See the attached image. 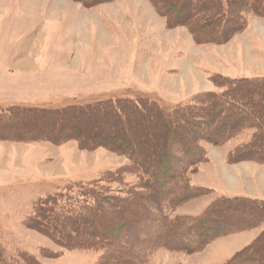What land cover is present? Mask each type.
<instances>
[{
    "label": "rangeland",
    "instance_id": "1",
    "mask_svg": "<svg viewBox=\"0 0 264 264\" xmlns=\"http://www.w3.org/2000/svg\"><path fill=\"white\" fill-rule=\"evenodd\" d=\"M208 1L212 8L203 13L213 16L219 4ZM245 1L227 0L226 15L220 10L213 27L202 25L193 35L189 21L167 20L159 9L162 0H0V264H96L100 251L91 248L98 241L94 235L116 219L127 222L139 204L147 206V195L152 198L147 214L167 221L171 227L159 226L169 232V243L183 241L182 248L168 249L157 239L133 240L134 215L129 226L124 224L127 234L108 245V253L122 248L121 255L134 254L141 264H227L258 240L261 256L248 263L260 259L257 263L264 264V237L259 240L264 215L251 228L247 223L241 230H224L202 245L195 220L205 214L208 227L219 210L224 220L218 226L227 229L259 216L249 200L238 199L264 201V160L230 157L239 144L252 141V131L264 133V123L256 120L254 127L240 129L233 127L235 115L219 122L221 130L210 129L205 125L210 115L201 106L188 130L177 115L179 107L199 106L201 95L225 90L232 79L264 83V10L255 16ZM202 2L206 0L177 4L202 11ZM244 3L242 11L238 7ZM237 95L248 109L240 114L252 117L251 110L258 107L253 104L261 100L252 104L253 95ZM132 100L152 111L146 114L148 121L136 114ZM150 100L174 116L178 130L168 131L162 123L163 133ZM94 102L102 107L90 110ZM78 105L89 113L75 112ZM180 127L190 138L180 137ZM160 139L165 146L169 142L170 160L155 170L164 186L152 193L142 181L153 180L134 164L128 145L138 144L145 156L154 157L162 150L155 147ZM133 153L138 156L139 150ZM187 188L196 193L178 202ZM57 193L63 194L58 205L45 209V198ZM87 193L97 203L104 196L127 198L115 202L106 218L84 210L83 202L93 201ZM222 198L237 200L209 213ZM68 206H78L76 212L86 217L61 225L54 215ZM57 227L67 244L55 238ZM206 227L203 232H210ZM150 228L159 229L148 227L149 235L155 233ZM184 228L188 231L176 237Z\"/></svg>",
    "mask_w": 264,
    "mask_h": 264
},
{
    "label": "trees",
    "instance_id": "2",
    "mask_svg": "<svg viewBox=\"0 0 264 264\" xmlns=\"http://www.w3.org/2000/svg\"><path fill=\"white\" fill-rule=\"evenodd\" d=\"M162 1L163 2H160V4H159V9L161 10L163 8L161 11L167 17V20L169 19L168 21H170V16H172L171 17L172 22L174 20L175 21L182 20L183 24L186 25L187 22L189 21L190 25H191L190 30L193 33V35H194V32L199 31V28L202 25L203 26L208 25L211 28V26L214 25V23H215V19H216L215 17L220 15L219 14L220 10H221L222 15L223 14L226 15V11L228 10L227 7L225 6V4L227 3V0H216V4H219L217 6H219L220 9H219V12L217 10H214V11H216V14L213 16H210L208 14L203 13V12H208V10H210L212 8V6L210 5L211 2L208 0H206V2L201 3V4L205 3V4H203L205 9H203L202 11H197L196 8H194V7L191 11L184 10L185 5H184V9H182V6L177 4L178 0H162ZM245 2H248L251 4V6H252L251 10L253 12V15L257 16V15H259V13H263L264 0H246ZM206 4H207V7H206ZM235 4H239V3L237 2ZM242 7L239 6L238 8H240V10L243 11L246 7V4L244 3L242 5ZM198 8H199V6H198ZM188 11L190 12L189 15H188ZM198 12H200V13L202 12L203 14H200ZM199 14H200V16H198ZM212 20H213V22H211ZM200 39H201V37H200ZM211 40H213V39H211ZM211 40L208 39V41H211ZM233 80L234 79L230 80L231 86H228L225 90H222L219 93L211 92V93H209L210 95L206 94V97H202V95H201V98H204V100H203V102H201L202 104H199V106H190L189 107V106H186V104H185L182 107H179V112H177V115H178V117L181 118L182 121H185V126L187 129H188V124L190 125L191 122L195 123V120H197V117H194V116L196 113H198L199 110L202 109L201 106H203L205 108L204 111H207L210 115V117L208 119L209 122H206V120H205L206 127L210 128V129L217 127L219 130H221L220 125H223V124H221L219 122L221 120H222V122L224 120H228V119L232 118V116H235V115H239V117L236 118V121L234 122L233 127H239L240 129H242V128L245 129L247 127H254L255 125H253L252 122H254L256 120H257V124H258V122L264 123V103H262V99L264 100V83H262V82L255 83L256 81L254 80V78L253 79H246V78L245 79H235L236 82H234ZM254 84H255V87H252V85H254ZM238 92L241 94V96L244 95L245 97H248V96L251 97L253 95V97L251 98L252 104H253L254 99H256L257 101L261 100V102H257L255 104H253L254 106H258V107L255 108L254 110H251V113H253L252 117L248 118L245 115L240 114V112H242V111L246 112V111H248V109L246 108L247 106H245L246 102H243V104H241L242 99L239 100V97L237 95ZM239 102H240V104H239ZM131 103H132V107L136 111V114L137 113L140 114V116L145 117L147 119L146 121H148L150 116L148 117L146 114L152 113V111H149L147 113L144 110V107L142 106L143 104H140L136 100H132ZM149 103L152 104V106L155 107V109H156V110H154L155 117L158 119V122L156 125H160L163 133L165 132V130L162 127L163 126L162 123L165 126H167L168 131H169V129H172V132L174 130H178L176 128V125H175L176 123L174 122L175 119H174V116H172V114H169L168 112L164 111L159 106V103L156 101L150 100ZM100 104H102V102H94L92 104H89L88 107L91 108L90 110H93V109L99 108L100 106L102 107V105H100ZM108 104L112 105L113 103H111V101H108ZM112 107L114 108V105H112ZM235 107H238V108H235ZM75 108H76L75 112H84L85 114L89 113V110H88V108L85 107V105H78ZM150 109H152V108H150ZM63 110L64 109H59V111H63ZM106 111H110L109 106H108L107 110H105L104 112H106ZM182 112L184 113V115ZM188 112H192V113L190 115L185 116V113H188ZM2 121L6 122L7 120L4 119V120H1V122ZM179 129L181 131L180 134H182L180 137H182L184 139L186 137L190 138L189 135H186V133H184L181 130V127ZM163 133H162V136L160 138L164 137V139H165V135ZM170 135H172V134H170ZM251 135H253L252 141L250 140V142L248 141V142L239 144L233 150V152H232L233 155L230 157V159L234 158V155H235L239 159H243V160L244 159H250V158H253V159L256 158L259 161L264 160V140L262 141V138L264 139V133L263 132H256L254 130V131H252ZM169 137L172 139L171 136H169ZM156 143H157V141H156ZM156 143L154 142V144H156ZM168 143L169 142H167V140H166L167 146H165V142H163V139L158 140L159 145L158 146L156 145L155 147L157 148V150H158V148H160L162 150L158 153L155 152L156 154L154 155V157L145 156L144 153L140 149H138V144L136 145L135 143H129V145H128V149H129L128 152L130 153V156L133 159L134 164L137 167H141L143 169V173H146V175L155 182H157L155 170H158L159 167H161V166L163 167L164 165H166V163H169L170 148L168 149V145H169ZM187 143H188V141H187ZM189 146H186L187 152L190 149ZM179 147L181 150L183 149L180 145H179ZM119 149L124 150V148H121V146H119ZM186 149H184L185 152H186ZM135 150L136 151L139 150L138 156L137 155L135 156V154L133 153V151H135ZM185 152H184V155H185ZM259 157H261V158H259ZM188 159L189 158H186L185 160L187 161ZM234 159H236V158H234ZM148 169L149 170L152 169L153 172L147 171ZM171 171L173 172V170H171ZM166 175H167V173H166ZM153 181L152 182L149 181L148 182L149 184H145V182H143V181H142V183L144 185H147L148 187H151V189L148 188L147 191H149V192L152 191V193H153V191L160 192L162 190L161 188L164 185L160 186L158 184V182L156 185L155 182H153ZM165 186H166V184H165ZM188 190H189V188L185 189V194ZM132 191L133 190H129V194H128V196L131 199L134 197V195L132 193H130ZM205 191L207 192L208 190H205ZM182 192H184L183 186H182V190L180 193H182ZM192 192L196 193L195 190H192V191L189 190L187 192V194L185 195V197L181 196V198L179 199L178 202H181V201L185 200L186 198H191L189 196H191ZM62 196H63V194L57 193V194L51 195V197L45 198V201H46L45 209L49 210V207L57 206L58 205V199L62 198ZM147 196L149 198V202H148L147 206H145L144 204H142V205L139 204L140 208L138 210L134 211V213L132 214V216L137 215L136 220L131 219L132 216H126L127 222H125L123 219H116V220L110 222L109 225H107V230H105L104 233H103V230L100 231L101 227H98L97 231L98 232L100 231L102 234H99L98 236L94 235L98 241L95 240L96 242L95 243L93 242V244H92L97 248H95L94 246H91V248L93 250L98 249L100 251V254L98 255L96 264H104V262L106 264H141L140 259L135 258L134 254H132L133 256H130V257L121 255L120 253H123L122 248L117 249L119 253L116 252L113 255L111 253H108V247L107 246L108 245L110 246L112 244H117L118 240L122 239L123 236L127 234V232L124 233L125 231H128V229L124 228V224L129 226V224H128L129 219H130V221L135 220L132 222L135 224V225H132L133 232H130L131 235L133 233V240L138 239V240H142L143 242L144 241L146 242V241H151V240L157 239L159 241V244H161L163 246L165 245L168 249H179L177 246L182 248V245H184L183 241L182 242L179 241L178 243L175 242L174 244L169 243V240H168V237H170L168 235L169 232L167 233L165 230L161 229V227L159 226L160 224H163L164 227H171V226H168L167 221L161 222V220H159V217L152 219L153 215L149 214V213L147 214V211H149V208L151 206L150 201L152 200V199L150 200L151 195H147ZM71 198H73V197L71 196ZM87 198L92 199L93 201H84L83 202L84 204L82 205V207L85 208L84 210L88 211L90 213V215H92V216H94V215L104 216L107 218L109 212L112 211V208H114V206H113L114 203L115 202L116 203L117 202H124L127 197L122 198V197H119L117 195H113V197L108 199L107 196H104V198L102 200H99V203H97L95 198L93 199L92 196L89 195V193H87ZM236 200L237 199L222 198L218 202H215V204H214L215 206L214 207L212 206V208H210L209 213L213 209H220V206H222L223 204L228 205V204H231V202L232 203L235 202ZM238 200H243V201L249 200L250 204H247V205L252 206L255 210H257V214H259V216H256V218L254 217V219H256V220H253V219L243 220L241 222H238L234 226L228 227L227 229H223L222 227L218 226L219 219L220 218L223 219L219 210H218V218L217 217L215 219L210 218L211 221H213V223L209 224V226L207 225L208 227H206V225H203L206 223V222H204V217H205V214H204L202 217L195 219L198 222L197 227H199V230H200V232H198L199 237L201 236L198 240L200 245H202L206 240L208 241L209 240L208 238H212L214 235L222 234L224 230H231V229L232 230H235V229L241 230V229H243V228H240L241 225H244L247 223L249 224V228H251L252 226H254V224L257 221H261L263 219V217H261V216L264 215V201H262V200L259 201L257 199H249V198L247 199L246 197H241ZM95 205H99V206L96 207ZM77 209H78V206H68L66 208V210L63 211V213H61L59 215H54V216H56V218L58 219L57 222H59L61 225H66V224H68V222L73 221L76 218L80 219L82 216H84V214H78L76 212ZM117 211L120 214L119 217L121 218L123 213L121 212L120 208H117ZM64 213H65V215H64ZM66 213H67V215H66ZM213 213L215 214L217 212H213ZM90 215L87 214V216H90ZM84 217H86V216H84ZM40 220L42 221V219H40ZM40 220H37V221L39 222ZM180 221H181V219H180ZM199 221H201V222L199 223ZM147 223L152 224V226H158L159 229L153 231L150 228L149 230H151L155 233L149 235V233H147L146 230H148V227H152V226L149 224L147 226ZM40 224H42V226H43V224H46V223H45V221H43ZM248 224H247V226H248ZM204 227H206L207 230L209 229L210 232H208L206 230H205V232H203L202 229ZM144 229H145V231H143ZM183 230H179L177 232V234H175L176 237L181 236L183 234L181 232L185 233V231H188L185 228ZM52 231L55 232L54 236L56 239H58V241H61L64 245L67 244V239H66L67 237H65L66 234L61 235V232L59 231V227L54 228ZM52 231H50L49 233L51 234ZM142 234H144V235H142ZM61 236H63V237H61ZM172 236H174V235H172ZM263 237H264V234L260 236L259 240L263 239ZM83 240L85 241V239H83ZM79 241L83 242L82 240H79ZM100 242H103V244H101ZM180 243H181V245H180ZM199 244L198 245L192 244V246L195 245L196 247H199ZM256 244H259L258 248H256V246H255ZM260 244H261V242L258 243V240H257L253 244L254 247L251 246L249 248L250 250H248L246 252V254H243L240 257L238 255H236L233 258V260L227 264H249L250 260L254 261L255 257L261 256V255H259L258 249L261 248L263 245H260ZM130 246H132V244ZM130 246H127L126 248H128ZM142 251H143V249H142ZM259 260L260 259L256 260V264H258L257 262H259Z\"/></svg>",
    "mask_w": 264,
    "mask_h": 264
},
{
    "label": "crops",
    "instance_id": "3",
    "mask_svg": "<svg viewBox=\"0 0 264 264\" xmlns=\"http://www.w3.org/2000/svg\"><path fill=\"white\" fill-rule=\"evenodd\" d=\"M218 148H219V147H218ZM229 152H230V150H228V151L225 152L226 156L228 155ZM207 188H210V187L207 186ZM210 189H211V188H210ZM211 190H212V189H211Z\"/></svg>",
    "mask_w": 264,
    "mask_h": 264
},
{
    "label": "bare ground",
    "instance_id": "4",
    "mask_svg": "<svg viewBox=\"0 0 264 264\" xmlns=\"http://www.w3.org/2000/svg\"><path fill=\"white\" fill-rule=\"evenodd\" d=\"M189 13H190V12L188 11V15H189ZM15 123H16V122H15ZM5 127H6V126H5ZM45 128H47V127H45ZM50 133H51V132H50ZM59 133H60V132H59ZM189 136H190V135H189ZM151 199H152V198H151Z\"/></svg>",
    "mask_w": 264,
    "mask_h": 264
}]
</instances>
